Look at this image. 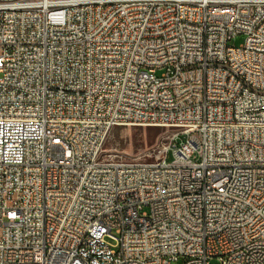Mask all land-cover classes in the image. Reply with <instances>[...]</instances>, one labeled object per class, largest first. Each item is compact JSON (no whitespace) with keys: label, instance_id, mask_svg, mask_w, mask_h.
<instances>
[{"label":"built area","instance_id":"2783aa9c","mask_svg":"<svg viewBox=\"0 0 264 264\" xmlns=\"http://www.w3.org/2000/svg\"><path fill=\"white\" fill-rule=\"evenodd\" d=\"M179 261L264 264V0H0V264Z\"/></svg>","mask_w":264,"mask_h":264},{"label":"rangeland","instance_id":"374dc122","mask_svg":"<svg viewBox=\"0 0 264 264\" xmlns=\"http://www.w3.org/2000/svg\"><path fill=\"white\" fill-rule=\"evenodd\" d=\"M243 40L244 36H236L229 46L238 47ZM173 133V129L165 127L117 126L105 140L103 155L126 161H151L167 145ZM173 264H181V261Z\"/></svg>","mask_w":264,"mask_h":264}]
</instances>
